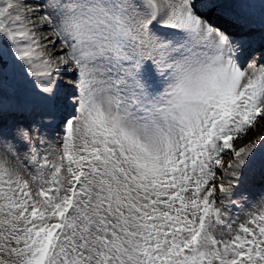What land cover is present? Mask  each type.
<instances>
[{"label": "snow or ice", "instance_id": "6c2138e0", "mask_svg": "<svg viewBox=\"0 0 264 264\" xmlns=\"http://www.w3.org/2000/svg\"><path fill=\"white\" fill-rule=\"evenodd\" d=\"M0 264H264V0H0Z\"/></svg>", "mask_w": 264, "mask_h": 264}]
</instances>
